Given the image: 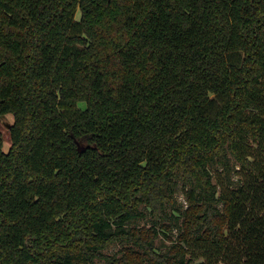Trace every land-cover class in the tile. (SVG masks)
Masks as SVG:
<instances>
[{"label":"trees","instance_id":"obj_1","mask_svg":"<svg viewBox=\"0 0 264 264\" xmlns=\"http://www.w3.org/2000/svg\"><path fill=\"white\" fill-rule=\"evenodd\" d=\"M7 114L0 264H264V0H0Z\"/></svg>","mask_w":264,"mask_h":264},{"label":"rangeland","instance_id":"obj_2","mask_svg":"<svg viewBox=\"0 0 264 264\" xmlns=\"http://www.w3.org/2000/svg\"><path fill=\"white\" fill-rule=\"evenodd\" d=\"M12 121H13V115L12 114H7L5 116L0 117V130H1L2 134H3L4 149L5 150H8L10 148V145H11L9 125H10V123H12ZM86 145H87L86 143H84L82 141H79V147L80 148H84ZM181 195H182L181 192H177V196L179 198H180ZM171 223L174 224V225H177V224H175V222H171ZM136 224H140V225L149 224L150 225L151 221H150V218L147 217V218H145V219H143L141 221L134 222V224H129L127 226L136 225ZM160 228H161V226H160ZM167 233H168L169 236H172L173 234H175L173 232L171 233V232H168V231H167ZM155 244H156V247L160 251L165 252L166 250H168V247L171 244V241L169 240V237H167L165 235L164 231L163 232L161 231ZM120 247H121L120 244H115L111 248L108 249V252H116V251L119 250ZM96 264H106V262H105L104 259H98Z\"/></svg>","mask_w":264,"mask_h":264}]
</instances>
